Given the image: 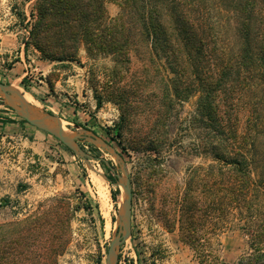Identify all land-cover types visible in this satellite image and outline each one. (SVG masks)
Segmentation results:
<instances>
[{"label":"rangeland","instance_id":"374dc122","mask_svg":"<svg viewBox=\"0 0 264 264\" xmlns=\"http://www.w3.org/2000/svg\"><path fill=\"white\" fill-rule=\"evenodd\" d=\"M36 1L0 0V47L9 42L10 34L33 47L28 31ZM103 8L107 19L119 12L113 0H103ZM106 34L103 31V42ZM241 39L240 33L229 29L227 48L238 51ZM119 49L116 54L89 55L81 44L75 60L55 61L44 78L41 70L24 76L42 86L41 92L26 82L12 85L38 113L58 118L59 125L79 137V145L94 160L72 156L51 135L21 124L0 97V226L57 208L49 201L53 198L63 203V210L54 212L56 228L44 227L28 242L25 264H45L51 246L62 237L67 244L55 264H99L98 259L104 264L124 201L116 177L123 172L132 192L131 235L116 264H201L182 241L177 222L182 204L189 206L191 197L202 199L201 169L211 162L199 146L202 129L193 121L197 96L169 103L172 75L164 61L143 45L128 56L122 55L124 47ZM16 52L5 55L0 50V81L17 61ZM237 78L234 92L222 98L242 134L253 112H264V88L256 73L242 71ZM7 119L14 122L2 125ZM90 137L111 145L119 158L87 141ZM199 205L202 214L206 207ZM59 216L67 224L60 226ZM214 227L210 235L219 246L211 249L221 261L235 263L247 249L243 232L234 226Z\"/></svg>","mask_w":264,"mask_h":264},{"label":"trees","instance_id":"16d2710c","mask_svg":"<svg viewBox=\"0 0 264 264\" xmlns=\"http://www.w3.org/2000/svg\"><path fill=\"white\" fill-rule=\"evenodd\" d=\"M113 1L119 12L107 19L103 0H37L35 14L30 15L31 45L43 59L61 64L75 60L81 44L89 55L116 54L124 47L126 56L143 45L150 55L163 60L172 75L168 102L197 96L193 121L202 129L199 146L211 161L201 169L202 199L191 197L189 206L181 205L177 219L181 239L201 264H227L211 249L219 243H214L210 230L216 225L218 229L234 226L243 232L247 249L233 264H264V112L255 110L239 134L222 98L234 92L242 71L256 73L264 88V0ZM229 29L241 34L236 52L226 45ZM13 122L7 119L1 124ZM57 200H49L57 208L0 226V264H25L28 242L44 227L56 228L54 212L63 210ZM199 202L206 207L202 214ZM61 216L56 222L63 226L67 219ZM59 243L51 246L45 264H55L67 238Z\"/></svg>","mask_w":264,"mask_h":264},{"label":"water","instance_id":"95a60500","mask_svg":"<svg viewBox=\"0 0 264 264\" xmlns=\"http://www.w3.org/2000/svg\"><path fill=\"white\" fill-rule=\"evenodd\" d=\"M0 97L19 118L23 119L36 129L54 137L76 157L86 162L95 159L93 156L87 154L79 145V137L68 132L65 128L58 124V118L48 114L38 113L35 108L28 103L24 94L19 92L11 84L0 82ZM37 113L40 114L42 118L37 116ZM49 120L52 123L48 122ZM87 141L99 148L104 149L113 157L117 159L119 158V155L115 152L114 148L104 140L90 137L87 139ZM102 161L105 163L106 167L111 169L108 162L105 160ZM116 177L118 180V185L123 191L124 201L117 221V231L108 246L104 264H116L117 255L121 246L131 235L132 192L130 181L124 172L122 176L117 174Z\"/></svg>","mask_w":264,"mask_h":264},{"label":"crops","instance_id":"0c3cea01","mask_svg":"<svg viewBox=\"0 0 264 264\" xmlns=\"http://www.w3.org/2000/svg\"><path fill=\"white\" fill-rule=\"evenodd\" d=\"M15 49H17L16 53L18 55V59L11 65V69L8 70V72L2 77V80L5 83L11 85H17V83L22 84L23 82H26L31 90L38 93L41 92L39 90H42L43 87L38 85V83L35 84L33 80H29L31 76L27 77L25 80L24 72H28L32 75L33 72L41 70V75L44 78V76L51 71L54 62L43 59L41 55H39V52L36 51L33 47H31L30 45L24 46L23 43L18 40L16 34H10L9 42L1 43L0 50L1 53L6 55ZM30 95L34 100L39 101L33 93H30ZM72 112L73 116H75L76 113L74 111ZM66 123L71 124L69 121H66Z\"/></svg>","mask_w":264,"mask_h":264},{"label":"bare ground","instance_id":"6f19581e","mask_svg":"<svg viewBox=\"0 0 264 264\" xmlns=\"http://www.w3.org/2000/svg\"><path fill=\"white\" fill-rule=\"evenodd\" d=\"M25 98L29 101V99L27 98L26 95H25ZM35 109H36V108H35ZM37 116H39L40 118H42V116H41L40 114H38V113H37ZM48 122H50V120H49ZM50 123H52V122H50Z\"/></svg>","mask_w":264,"mask_h":264},{"label":"built area","instance_id":"2783aa9c","mask_svg":"<svg viewBox=\"0 0 264 264\" xmlns=\"http://www.w3.org/2000/svg\"><path fill=\"white\" fill-rule=\"evenodd\" d=\"M28 75V72H24V76Z\"/></svg>","mask_w":264,"mask_h":264}]
</instances>
